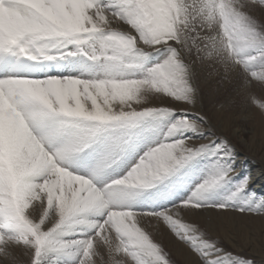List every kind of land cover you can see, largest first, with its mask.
<instances>
[{"label": "snow or ice", "instance_id": "1", "mask_svg": "<svg viewBox=\"0 0 264 264\" xmlns=\"http://www.w3.org/2000/svg\"><path fill=\"white\" fill-rule=\"evenodd\" d=\"M264 0H0L5 264H248L212 232L264 217L198 108L203 73L264 117ZM20 252L26 258H17Z\"/></svg>", "mask_w": 264, "mask_h": 264}, {"label": "bare ground", "instance_id": "2", "mask_svg": "<svg viewBox=\"0 0 264 264\" xmlns=\"http://www.w3.org/2000/svg\"><path fill=\"white\" fill-rule=\"evenodd\" d=\"M264 15V13H257ZM220 83L209 79L203 73L197 82L199 102L197 108L207 115L213 130L219 137L227 138L235 151L236 168L239 173L250 176L249 189L258 196H264V117L245 100L230 95L226 102V87L217 90ZM220 86V87H221ZM220 91L221 104L216 105L213 93ZM257 97L264 98V90L255 87L251 90ZM207 95V102L202 98ZM238 105V106H237ZM213 238H219L226 250L243 256L248 264H264V217L259 215H243L228 213L215 224ZM171 237L165 240V245L171 252L174 264H187L190 255L183 246L169 243ZM240 240V241H239ZM240 242V243H239ZM248 250V251H247ZM18 259H26L17 252ZM0 264L5 262L0 258Z\"/></svg>", "mask_w": 264, "mask_h": 264}, {"label": "rangeland", "instance_id": "3", "mask_svg": "<svg viewBox=\"0 0 264 264\" xmlns=\"http://www.w3.org/2000/svg\"><path fill=\"white\" fill-rule=\"evenodd\" d=\"M219 85H220V84H219ZM220 86H221V85H220ZM220 86H218V89H217V90H221V89H223V87H222V86L220 87ZM230 95H232V94H231L230 91L226 88V102H227V100H228V98H229ZM230 97H231V96H230ZM207 98H208V96L205 95L202 99H203L204 101H206ZM213 100L215 101V103H216L217 106H218V104H221V102H222L223 99H220V91L217 92V95H215V93H213ZM206 103H208V102L206 101ZM237 106H238V105H237ZM208 109H210L209 106L205 107V109H204L205 114L211 116L210 113H208V111H209ZM242 174H243V172L240 173V175H242ZM239 241H240V240H239ZM239 243H240V242H239ZM221 246H225V247H226V245H223V244H221ZM227 251H230V250H227ZM247 251H248V250H247ZM230 252L233 253V251H230ZM233 254H234V255H237V256H239V257H241V255H238V254H235V253H233ZM241 258H243V256H242Z\"/></svg>", "mask_w": 264, "mask_h": 264}]
</instances>
